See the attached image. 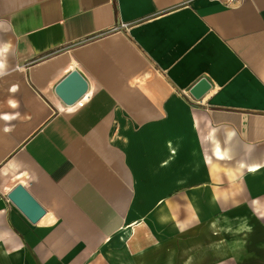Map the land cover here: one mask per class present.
<instances>
[{
    "label": "crops",
    "instance_id": "1",
    "mask_svg": "<svg viewBox=\"0 0 264 264\" xmlns=\"http://www.w3.org/2000/svg\"><path fill=\"white\" fill-rule=\"evenodd\" d=\"M0 65V264H83L79 105L56 92L77 70L75 0H0Z\"/></svg>",
    "mask_w": 264,
    "mask_h": 264
},
{
    "label": "water",
    "instance_id": "2",
    "mask_svg": "<svg viewBox=\"0 0 264 264\" xmlns=\"http://www.w3.org/2000/svg\"><path fill=\"white\" fill-rule=\"evenodd\" d=\"M57 94L67 104H73L78 101V74L73 70L61 81L56 88ZM8 198L21 210L32 222H38L47 210L42 204L30 193L25 185L19 184L12 189Z\"/></svg>",
    "mask_w": 264,
    "mask_h": 264
},
{
    "label": "clouds",
    "instance_id": "3",
    "mask_svg": "<svg viewBox=\"0 0 264 264\" xmlns=\"http://www.w3.org/2000/svg\"><path fill=\"white\" fill-rule=\"evenodd\" d=\"M5 119H9V117H5ZM5 131L9 132V131H11V129L10 128H5Z\"/></svg>",
    "mask_w": 264,
    "mask_h": 264
},
{
    "label": "snow or ice",
    "instance_id": "4",
    "mask_svg": "<svg viewBox=\"0 0 264 264\" xmlns=\"http://www.w3.org/2000/svg\"><path fill=\"white\" fill-rule=\"evenodd\" d=\"M0 67H2V65H0Z\"/></svg>",
    "mask_w": 264,
    "mask_h": 264
}]
</instances>
